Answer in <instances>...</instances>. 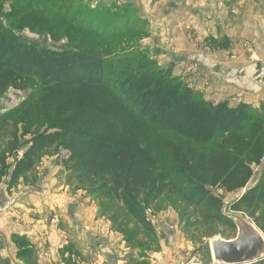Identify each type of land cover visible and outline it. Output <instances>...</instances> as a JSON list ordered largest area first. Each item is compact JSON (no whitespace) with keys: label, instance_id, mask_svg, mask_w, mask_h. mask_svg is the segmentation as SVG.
I'll use <instances>...</instances> for the list:
<instances>
[{"label":"trees","instance_id":"16d2710c","mask_svg":"<svg viewBox=\"0 0 264 264\" xmlns=\"http://www.w3.org/2000/svg\"><path fill=\"white\" fill-rule=\"evenodd\" d=\"M29 79L52 87L50 106L64 107L66 116L22 147V114L0 115V181L8 177L7 189L34 171L45 150L60 147L67 155L62 163L75 179L97 186L108 200L107 210L120 208L124 217L110 219L124 235L132 221L153 236L143 206L161 199L170 201L182 218L197 213L234 233L214 191L233 195L243 190L230 210L251 219L264 235V168L248 187L264 159V119L248 112L245 104L229 107L226 101L196 97L187 86L160 77L129 76L123 91L99 56L20 43L0 31V99L8 89L23 90ZM147 112L166 119L161 129L167 135L157 146L143 142ZM12 157L15 162L8 167ZM198 226L196 239H212L213 232ZM34 254L32 248H19L17 259L37 264Z\"/></svg>","mask_w":264,"mask_h":264},{"label":"rangeland","instance_id":"374dc122","mask_svg":"<svg viewBox=\"0 0 264 264\" xmlns=\"http://www.w3.org/2000/svg\"><path fill=\"white\" fill-rule=\"evenodd\" d=\"M131 1L125 4L121 2L117 6L112 1L108 5L107 2L94 3V0H0V31L20 43L57 50L74 49L99 56L103 60L104 71L116 79L123 91L129 76H147L148 79L160 77L187 86L196 97L217 102L207 92L218 78L212 75L211 65L206 63L210 55L207 50L221 51L219 44L222 48L226 47L227 41L217 34L200 42L199 38H195L194 31L186 27L183 15H169L167 19L162 16L164 9L157 3L160 0ZM108 8L113 13L107 12ZM179 18L180 23H177ZM208 40L212 49H208V43L205 44ZM150 48H153L152 55L149 54ZM196 52L205 58L191 60ZM51 92L52 87H43L37 79H29L23 90L8 89L0 99V115L20 112L23 116L24 122L19 125V143L22 147L27 146L35 134L48 131L66 116L64 107L50 106ZM239 97L232 101L238 102L241 100ZM227 103L229 107L236 106V103ZM245 106L248 112L264 119V103L257 107L247 103ZM36 114L38 116L31 118ZM142 119L143 142L157 146L167 135L161 129L166 119L152 116L149 112ZM17 155L20 157L21 152ZM66 156L60 147H49L42 153L34 171L20 179L16 186L7 189L8 178L0 181L7 196L11 198L13 190L18 194L15 200L22 198V207L35 211V206H38L36 216L39 219L42 216L45 223L40 234L39 231L34 233L35 237L40 235L38 241L32 239L34 235L13 239L17 249L32 248L36 261L37 250L31 242H50L53 233L57 235L56 242H78L77 257L81 264H110L108 259L111 255L123 259L124 264H212L210 240L219 237L234 239L235 232H228L220 224L205 222L197 213L180 217L166 199L149 207L143 206L149 223L156 230L153 236L139 229L132 221L124 227L129 229V233L124 235L110 219L124 217L120 208L107 210L108 200L98 193L97 186L90 187L79 182L75 174L63 165L62 160ZM14 162L15 158H8V167ZM263 168L264 161L255 168L248 187L256 183ZM19 185L21 187L17 188ZM30 190L44 193L34 205L30 197L21 196L20 193ZM214 192L227 206L245 190L233 195ZM20 209L24 216V210ZM71 213L77 216L78 225L72 222ZM27 214L31 216L32 213ZM201 223L205 231L214 233L212 239H196L198 224ZM164 232L170 233L171 238L160 247L157 235L161 233L164 236ZM116 234L121 237H115ZM109 244L110 247L107 246Z\"/></svg>","mask_w":264,"mask_h":264},{"label":"crops","instance_id":"0c3cea01","mask_svg":"<svg viewBox=\"0 0 264 264\" xmlns=\"http://www.w3.org/2000/svg\"><path fill=\"white\" fill-rule=\"evenodd\" d=\"M111 1L117 6L121 2H132L94 0V3L107 2L109 5ZM157 3L164 9L162 16L166 19L169 15L173 17L183 15L184 21L187 22L186 27L194 31L195 38L197 40L199 38L200 42H203L204 38L216 37L217 34L227 39L226 49L207 50L210 55L206 58V63L211 65L212 75L218 76L207 91L209 96L214 100L227 101L230 105L243 102L257 107L264 103V0H160ZM177 23H180V18ZM207 43L208 49H212V44L209 45L211 42L208 40L205 44ZM200 58L205 56L197 52L191 56V60L198 61ZM237 97L241 100L232 101ZM1 187L4 186L0 184V264H19L14 236L30 238L34 235L32 239L38 241L40 235L35 237L34 233L39 231L40 234L45 223L42 216H39L40 219L36 216L38 206H35V211L27 210L20 204L22 198L15 200L18 195L16 192L12 190L13 196L10 198ZM20 187L19 185L17 188ZM20 193L21 196L30 197L32 205L44 196V193L35 190ZM16 208L24 210V216ZM27 213L32 214L28 216ZM70 217L73 223L79 224L77 216L71 213ZM154 232L156 233V230ZM163 235L161 236V233L157 235L160 247L171 238L168 232H164ZM50 236L52 237L50 242H31L37 250V264H81L77 257L78 242L66 240L56 242L57 235L53 233ZM115 237L121 236L116 234ZM107 246L110 247V244ZM108 260L110 264L125 263L123 259L122 261L113 255Z\"/></svg>","mask_w":264,"mask_h":264},{"label":"water","instance_id":"95a60500","mask_svg":"<svg viewBox=\"0 0 264 264\" xmlns=\"http://www.w3.org/2000/svg\"><path fill=\"white\" fill-rule=\"evenodd\" d=\"M152 51L150 48L149 54ZM231 204L223 206L222 214L235 227V236L233 240L220 237L210 240L212 264H250L264 260L263 234L242 213L232 212Z\"/></svg>","mask_w":264,"mask_h":264}]
</instances>
